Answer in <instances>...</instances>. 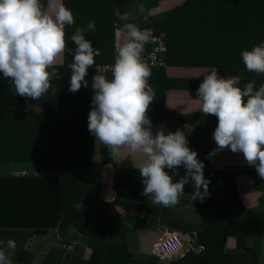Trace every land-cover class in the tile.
<instances>
[{
  "label": "trees",
  "instance_id": "16d2710c",
  "mask_svg": "<svg viewBox=\"0 0 264 264\" xmlns=\"http://www.w3.org/2000/svg\"><path fill=\"white\" fill-rule=\"evenodd\" d=\"M129 1L63 0V6L72 12L75 21L65 27L67 49H75L71 37L76 29H87V25L94 22L95 29L85 31L84 35L94 49L100 50L95 64L114 63L116 24L125 25L121 14ZM157 2L160 5L171 2V6L165 10L163 18L145 26L164 34L168 46V67L150 68L149 84L155 91L148 111L152 125L168 117H181L166 105L168 89L173 82L170 71L175 68L224 67L226 71L222 76L225 78L238 76L234 70L243 69L237 85L241 89L253 80L252 75L256 73L246 70L241 53L264 43V0ZM41 4L46 9L48 0H41ZM142 17L145 22L152 19L148 13ZM145 28L141 25L138 29L144 31ZM73 55L74 51H65L54 65L58 77L51 81L49 91L37 100L16 95L10 79L0 80L2 88L6 84L0 104V241L4 242L0 247L6 248L7 240H14L12 264H29L32 261L29 243L54 233L58 246L49 252L42 264H59L64 252L69 255V264H156L143 262L125 247L105 239L111 224H106L101 214L112 210V204L98 201L83 211L77 207L101 191L100 169L111 164L112 152L101 143L100 160H94L96 139L88 131L87 118L92 107V77L97 73L88 72V88L82 86L79 91L70 92L69 65ZM196 82L201 83L200 79ZM192 115L204 116L203 113ZM211 117L218 122L215 116ZM14 163H39L58 177H14L5 165ZM116 188L122 193L118 186ZM238 210V205L222 207V211ZM232 220L234 222V218ZM68 226L90 237L89 259H84L83 249L76 244L73 251L60 247L61 243L70 242L63 236ZM204 228L209 232L203 233ZM198 232L204 249L200 253L189 251L171 260L170 264H209L211 261L226 264L223 249L212 243V231L204 226Z\"/></svg>",
  "mask_w": 264,
  "mask_h": 264
},
{
  "label": "clouds",
  "instance_id": "9594fccd",
  "mask_svg": "<svg viewBox=\"0 0 264 264\" xmlns=\"http://www.w3.org/2000/svg\"><path fill=\"white\" fill-rule=\"evenodd\" d=\"M74 22L72 12L62 4L53 14L43 8L41 0H0V73L10 79L16 95L37 100L47 93L51 81L59 75L54 65L66 50L74 51L69 91L89 87L88 69L101 53L85 39L84 32L94 30L95 23L90 22L87 29H76L71 37L75 49L71 50L67 49L65 27ZM125 30L127 39L111 66L112 78L104 74L92 77L88 131L112 152L123 147L146 157L139 167L141 195L151 196L153 203L174 206L190 181L196 189L193 198L203 200L210 181L205 180V165L189 148L185 133L178 129L165 135L160 130L154 135L151 131L148 111L155 91L149 84L151 70L142 59L150 37L133 24L126 25ZM241 57L247 71L264 74V43L243 51ZM240 80L239 76L225 78L213 70L203 76L194 101L204 115L218 120L212 137L217 150L243 153L264 179V85L257 89L253 80L241 89L237 86ZM181 166L185 175L173 182L177 175L174 170ZM165 169L173 170V175ZM15 248L16 242L11 239L6 248L0 247V264H12Z\"/></svg>",
  "mask_w": 264,
  "mask_h": 264
},
{
  "label": "crops",
  "instance_id": "0c3cea01",
  "mask_svg": "<svg viewBox=\"0 0 264 264\" xmlns=\"http://www.w3.org/2000/svg\"><path fill=\"white\" fill-rule=\"evenodd\" d=\"M182 1L184 0H175L174 3ZM61 4L63 5V0H48V7L45 10L54 14L55 9ZM170 6L171 2L160 5L157 0H130L121 14L125 25H119V30H116L117 44L122 47L127 39L126 25L133 24L137 28L142 25L145 28L151 21L163 18L166 14L165 10ZM144 13H148L152 19L145 22L142 17ZM223 68L196 67L171 70L170 77L173 82L168 89L166 105L170 111L181 117H168L152 125L151 128L154 135L160 130H163L165 135L169 132L174 133L178 129L185 133L189 148L198 153V159L205 165L203 170L205 180L210 181L208 193L203 200L193 198L196 189L194 182L190 181L184 187L185 194L180 195L178 203L174 206L165 207L153 203L151 196L141 195L143 187L139 167L146 157L122 147L117 152L111 151V164L100 169L101 191L95 193L90 201L77 205L78 209L83 211L87 206L94 205L98 201L112 204V210L101 214L106 224H111L105 239L109 243L125 247L130 254L143 262L170 264L171 261H158L152 254L153 245L160 238L164 226L188 235L192 241L188 250L200 253L204 246L199 242L198 231L205 226L212 231L213 245L223 249L226 264H264V179L259 177L254 166L247 163L243 153H233L228 148L217 150L212 137L218 122L213 117L192 115L202 113L199 103L194 101L198 99L197 90L200 85L196 79H200L202 83L203 76L213 70L222 76L226 71ZM234 71L240 77L239 74L243 69ZM103 74L108 79L112 78L111 72ZM256 74L252 75V79L258 88L264 85V77H262L264 74L259 76ZM3 89L0 86V104L3 101ZM1 117L2 112L0 119ZM95 142L94 160L99 162L101 142L99 140ZM214 151L215 155L210 157L209 154ZM8 165L9 169L46 171V167L39 163ZM165 171L173 175V170L165 169ZM174 171L177 175L173 177V182L179 181L186 170L181 166ZM230 175L233 177L230 178ZM116 186L122 193L118 192ZM201 192L203 193V188ZM236 205L240 210L222 211V207ZM206 232L209 231L204 228L203 233ZM63 236L68 241L74 242L79 249H83L84 259L91 257L90 237L81 234L72 226L66 228ZM29 245L32 254V261L29 264H42L49 252L58 246L57 236L52 233L47 237H38ZM61 256L62 261L59 264H69L68 253L64 252ZM209 264L215 263L211 261Z\"/></svg>",
  "mask_w": 264,
  "mask_h": 264
},
{
  "label": "built area",
  "instance_id": "2783aa9c",
  "mask_svg": "<svg viewBox=\"0 0 264 264\" xmlns=\"http://www.w3.org/2000/svg\"><path fill=\"white\" fill-rule=\"evenodd\" d=\"M116 30H119V25L116 24ZM144 32L149 35L150 39L147 44L144 45L142 52L143 61L149 66V68H164L168 67V46L166 37L162 33H156L152 28H145ZM121 46L116 44L115 58L118 55ZM115 63V61H114ZM95 64L88 69V72L94 71L97 74H103L111 72V66L114 64ZM35 176L42 178H57L58 174L43 171L40 173H33ZM10 175L21 177L26 176L28 173L13 171ZM191 239L188 235L175 232L170 229L169 226H164L161 232V236L158 241L153 245L152 254L154 257L161 261H171L183 257L189 250L188 246L191 243ZM74 242L61 243L60 247L66 251H73ZM201 249V247H199Z\"/></svg>",
  "mask_w": 264,
  "mask_h": 264
},
{
  "label": "rangeland",
  "instance_id": "374dc122",
  "mask_svg": "<svg viewBox=\"0 0 264 264\" xmlns=\"http://www.w3.org/2000/svg\"><path fill=\"white\" fill-rule=\"evenodd\" d=\"M0 74H2V73H0ZM3 79H4V77L2 75H0V80H3ZM1 82H6V81H1ZM3 87L6 88V84H4ZM27 109H29V108H27ZM31 109L33 110V108H31ZM5 165H8V164H5ZM8 167H9V165H8ZM14 169L15 168L7 170V172L8 173L12 172V171H14ZM16 170H18V169H16ZM21 171L26 172V173H32L33 172V171H31V169L29 170V169H22V168H21Z\"/></svg>",
  "mask_w": 264,
  "mask_h": 264
},
{
  "label": "water",
  "instance_id": "95a60500",
  "mask_svg": "<svg viewBox=\"0 0 264 264\" xmlns=\"http://www.w3.org/2000/svg\"><path fill=\"white\" fill-rule=\"evenodd\" d=\"M195 246H197V245H195Z\"/></svg>",
  "mask_w": 264,
  "mask_h": 264
}]
</instances>
